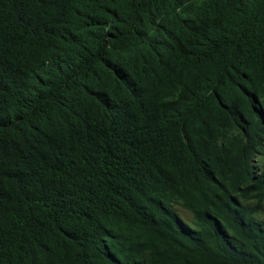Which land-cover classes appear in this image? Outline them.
Returning <instances> with one entry per match:
<instances>
[{
  "label": "trees",
  "instance_id": "obj_1",
  "mask_svg": "<svg viewBox=\"0 0 264 264\" xmlns=\"http://www.w3.org/2000/svg\"><path fill=\"white\" fill-rule=\"evenodd\" d=\"M0 264H264V0H0Z\"/></svg>",
  "mask_w": 264,
  "mask_h": 264
},
{
  "label": "rangeland",
  "instance_id": "obj_2",
  "mask_svg": "<svg viewBox=\"0 0 264 264\" xmlns=\"http://www.w3.org/2000/svg\"><path fill=\"white\" fill-rule=\"evenodd\" d=\"M176 210L178 211L180 218H181V219H182L187 225H189V226H191V227H194V226H193V223H192V221H191V216H190V214H189L187 211L181 209L180 207H176Z\"/></svg>",
  "mask_w": 264,
  "mask_h": 264
}]
</instances>
